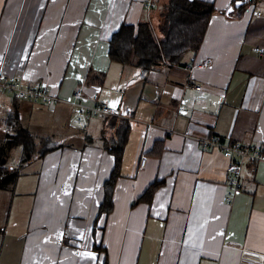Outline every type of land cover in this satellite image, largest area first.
I'll return each instance as SVG.
<instances>
[{
    "label": "crops",
    "instance_id": "obj_1",
    "mask_svg": "<svg viewBox=\"0 0 264 264\" xmlns=\"http://www.w3.org/2000/svg\"><path fill=\"white\" fill-rule=\"evenodd\" d=\"M169 1L0 0V66L10 80L64 98L82 86L98 102H117V113L158 124L131 122L114 209L94 229L113 168L107 121L78 124L68 105L0 91L2 142L13 133L5 118L17 110L35 136L64 144L19 176L18 196L8 197L6 217L0 212V264H264V160L247 161L230 200V158L181 133L264 150V52L255 49L264 48V0L240 17L221 12L231 0H201L217 12L200 49L179 64L163 61L146 78L136 56L131 64L112 61L113 33L143 21L160 33ZM33 176L37 186L26 190ZM156 179L163 182L153 195L136 202ZM85 252L95 258L77 255ZM248 253L263 261L245 260Z\"/></svg>",
    "mask_w": 264,
    "mask_h": 264
},
{
    "label": "trees",
    "instance_id": "obj_2",
    "mask_svg": "<svg viewBox=\"0 0 264 264\" xmlns=\"http://www.w3.org/2000/svg\"><path fill=\"white\" fill-rule=\"evenodd\" d=\"M228 16L240 17L247 5L259 0H243ZM236 0H231L230 6ZM228 9V8H227ZM227 9L221 10L226 13ZM217 12L214 4L201 0H170L163 14L160 24V33L155 32L148 21L135 25L123 23L113 33L110 39L109 55L112 61L123 65L131 64L133 57H137V65L142 70L143 78H146L152 70L163 61L169 65L179 64L189 52H197L205 38V34L213 14ZM93 81V78L89 79ZM109 132L106 133V149L113 156V168L109 177L103 182L104 198L100 204L99 213L94 222L96 227H105L106 221L115 205V187L121 176L122 160L127 137L131 129V123L117 116H108ZM7 132L6 145L20 147V163L15 167L9 163L5 145H0V189H14L16 182L25 164H30L64 144L55 140L51 135L37 137L32 131L21 124L20 114L17 110L11 111L5 118ZM164 140L156 143L154 152L160 154ZM163 180V179H162ZM156 179L146 191L139 196L136 202L150 198L157 187L163 182ZM100 249L102 243L98 244Z\"/></svg>",
    "mask_w": 264,
    "mask_h": 264
},
{
    "label": "built area",
    "instance_id": "obj_3",
    "mask_svg": "<svg viewBox=\"0 0 264 264\" xmlns=\"http://www.w3.org/2000/svg\"><path fill=\"white\" fill-rule=\"evenodd\" d=\"M151 5H153V3L149 1L147 7H150ZM255 49L259 53L264 52L263 47H256ZM197 87L200 88V86ZM0 91L9 94L14 99L26 98L46 105H68L73 108L74 118L79 124H87L88 117L91 115L103 118L108 116L131 118V116L127 115H117V113L109 104L94 100L91 96L85 93L82 86H77L72 97L64 98L51 92V90L46 87L25 85L10 80L3 66H0ZM147 125L151 127L157 126L158 124L155 122H149ZM161 127L169 134L179 132L173 127ZM181 133L185 136L196 139L203 147L218 148L226 157L230 158V162L227 167V184L229 186L228 195L230 200H232L241 190L243 171L247 161L249 159L256 161L264 160V150L256 145H242L239 141H236L235 143L223 142L218 138V136L215 135L210 137H202L191 136L184 132ZM146 162L147 156L143 155L141 157V166H145ZM257 257L254 254L248 253L245 254L244 259L249 262L261 263L263 259Z\"/></svg>",
    "mask_w": 264,
    "mask_h": 264
},
{
    "label": "rangeland",
    "instance_id": "obj_4",
    "mask_svg": "<svg viewBox=\"0 0 264 264\" xmlns=\"http://www.w3.org/2000/svg\"><path fill=\"white\" fill-rule=\"evenodd\" d=\"M105 103V102H103ZM40 104V103H39ZM56 105V104H54ZM114 109V108H113ZM115 111V110H114ZM116 112V111H115ZM117 113V112H116ZM117 115H124V114H121V113H117ZM128 116V115H127ZM94 117H98V116H95V115H91L88 117V121ZM119 118H125L127 120L130 121V123L132 121H134L136 119V121H141V122H144L145 124H148L151 120H141V119H137V118H134L133 116H131V118H127V117H121V116H117ZM99 118H103V117H99ZM75 122L77 123L76 119L74 118ZM99 121H101V119H98ZM102 122V121H101ZM133 123V122H132ZM79 124V123H78ZM89 132L95 134L94 132L91 131V129L89 130ZM54 131L51 133L53 134ZM43 133L41 134H38L39 136L42 135ZM57 138V136H55ZM60 137V136H59ZM40 138V137H39ZM61 138V137H60ZM59 138V139H60ZM62 139H65L64 137ZM1 141V140H0ZM2 142V141H1ZM0 142V145H5L6 146V151H7V157L9 159V163L15 167L19 166L18 163H20V147H16L15 145H11V146H7L6 145V141H3L2 143ZM36 161H34L35 163ZM33 163V162H32ZM30 163V164H32ZM30 164H25L24 167L22 168L21 170V173L25 172L26 169L29 167L28 165ZM22 173V174H23ZM21 175V174H20ZM34 177V182H33V185L29 188V189H26V190H31L32 188H36L37 186V178L35 176ZM19 192V189L18 188H14V189H10V191L8 189H0V212L1 210L3 209V213H4V216L6 217L7 215V209L5 208V205L7 207V204L9 203V200H8V197H10V195H14V196H18V193ZM2 227L4 228L5 225H2Z\"/></svg>",
    "mask_w": 264,
    "mask_h": 264
},
{
    "label": "snow or ice",
    "instance_id": "obj_5",
    "mask_svg": "<svg viewBox=\"0 0 264 264\" xmlns=\"http://www.w3.org/2000/svg\"><path fill=\"white\" fill-rule=\"evenodd\" d=\"M237 4L239 5L240 3H242V0H236ZM229 11H231V9H228ZM97 91H99V89H97ZM117 102H113L111 107L115 108L116 107ZM77 255H82L88 258H95V254L90 253V252H85V253H77Z\"/></svg>",
    "mask_w": 264,
    "mask_h": 264
},
{
    "label": "water",
    "instance_id": "obj_6",
    "mask_svg": "<svg viewBox=\"0 0 264 264\" xmlns=\"http://www.w3.org/2000/svg\"><path fill=\"white\" fill-rule=\"evenodd\" d=\"M244 1L242 0V3H243ZM242 3H240L239 5L237 4V2L234 4V5H232V6H230L228 9H231V11H229L228 9H227V13H231V12H233L234 10H235V8L236 7H239Z\"/></svg>",
    "mask_w": 264,
    "mask_h": 264
}]
</instances>
